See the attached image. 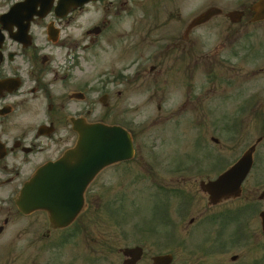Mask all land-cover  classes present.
<instances>
[{
	"label": "flooded vegetation",
	"instance_id": "1",
	"mask_svg": "<svg viewBox=\"0 0 264 264\" xmlns=\"http://www.w3.org/2000/svg\"><path fill=\"white\" fill-rule=\"evenodd\" d=\"M238 67L251 80L239 79ZM251 81L264 84V0H0V264H152L169 252L179 264V246L128 245L113 232L101 239L100 204L91 207L99 191L87 192L86 208L64 226L45 209L21 211L19 191L74 145L79 122H115L126 97L118 87L139 82L159 118L192 119L197 103L225 113L231 102L239 114L253 99L243 96ZM222 83L232 88L222 91ZM212 141L198 163L176 160L170 181L209 180L221 172L211 169L227 167L229 150ZM133 247L140 254L126 257ZM202 247L197 264L244 263L226 259L242 246L216 232Z\"/></svg>",
	"mask_w": 264,
	"mask_h": 264
},
{
	"label": "rangeland",
	"instance_id": "2",
	"mask_svg": "<svg viewBox=\"0 0 264 264\" xmlns=\"http://www.w3.org/2000/svg\"><path fill=\"white\" fill-rule=\"evenodd\" d=\"M106 60L107 57L102 58L100 64L106 63ZM86 62L90 63V61ZM86 62L85 64H87ZM240 66L245 71H248V64L243 65L242 63ZM241 67H238L237 69L242 71L241 73L244 75L246 72L242 70ZM225 69H229V67L226 66ZM199 74H202V72ZM245 76H247V74H245ZM245 76H240L238 78L244 80L249 78V76ZM217 84L219 85V83ZM263 85L264 84L257 88L255 87V84L253 86L251 83V85L246 88L244 93L245 98L246 96L253 97L251 94L253 90H259V92L262 91L260 95L261 98H264ZM221 87L222 91L232 88L229 85H224L223 83L221 84ZM116 89L125 91L123 96L126 97L119 99V103L116 104L117 113L115 117L117 122L131 123L130 127L134 130L137 138V154L134 161L130 165V168L137 171L139 176H152L153 178V175H155L154 169L156 168V165L152 160H150V157H152L153 154L151 153L152 146H154L153 151L155 153H160L162 157H166L169 153V145H176L179 149L185 147L183 145H186L190 147L191 154L198 153L201 141L197 134L200 133V130L207 138H210V136L222 138L221 143L225 144L229 150L227 153L229 161L238 155V153L244 148H242V146H244L247 142L250 144L259 137H262L263 141L258 145L259 153L257 162L255 168L243 185L242 195L234 201H228V203L220 205L216 208H210L206 203V198L203 197L199 190L198 180L184 181L181 183L174 182L176 184H170L178 185L182 189H185L189 196L193 197L191 210H189L188 213L186 212V214H188L187 217L181 216L179 228L175 219L176 215L171 210L172 201L167 206L159 205V210L156 211L154 207L157 204L154 205L151 201L150 194L160 198H164L166 195L161 191H148L144 188L145 186L143 184H138L139 182L136 180L133 181V179H135L133 178L134 174L131 175L130 185L128 178H125L126 187H124V181H121L123 179L120 177L123 175L117 173L124 171V168H121L116 172L113 170H106L101 174V176H99L96 186L99 190L100 200H92L93 205H91V207H97L98 204H102L104 201L108 200L109 197H111L112 193L117 195L119 191L121 193L125 192L126 196L118 199L120 205L123 204V212L125 213H119V215L121 217L123 215L127 216V223L124 229L130 237L128 238L130 240L129 242H152L157 239H161L165 245L164 250H174L177 247L176 242L178 238L180 239L179 242H181V239H190L188 241L206 240V234L209 237L211 236L212 230L208 231V226L204 227V225L201 224L197 226L195 224L190 226L189 221L192 217L195 221V219L203 216L205 213H212L226 209L227 211L224 213L227 214V220H229L239 214L242 208H246L247 212L245 213V216L238 217L237 225L236 222L227 221V226H225L223 230H219L218 234L222 235L224 240L227 239L229 246L236 245L238 243L242 246L240 249L229 248L230 252L228 253L226 259L228 260L230 255H238L241 257L242 261H248L253 258H258L261 254L263 255L264 235L261 233L257 214L264 206V203L258 200L259 195L262 191H264V102L259 107L261 116H258V119L254 117L252 120H250V115L241 114L232 116L231 109L233 104L231 102L225 105L227 108L225 113H223L224 110H222V108H216L214 110L213 118H211V115L207 112L208 109L204 103H197L194 118L191 119L188 118V116H185L179 120L180 122L177 125V119L163 121L158 117V105L144 103L140 92L139 82H136L128 88L118 87ZM127 97H129V99H127ZM253 101L254 100H252V102ZM255 105L256 103L253 102L249 106L251 108ZM166 107L170 109L169 106ZM175 116L177 117L178 114L176 113ZM106 122H108V120ZM146 124H149V126L143 127V125ZM243 131L244 133L239 141L235 143L230 140V135L238 137V135ZM262 156L263 158H261ZM160 167H162V165H160ZM166 177L167 176L160 180L164 183L171 182L166 180ZM102 183L106 187H101L100 184ZM159 203L163 204L162 202ZM104 218L103 216L100 218V226L103 224L101 226V232L107 234L108 230L107 225L104 224ZM182 218L185 219L182 220ZM242 225L244 227L240 230V239H238L235 231ZM143 229L146 230V232H139V230ZM115 236H117L115 239L116 241L122 240L121 238H118V234L116 232ZM194 245L195 243L191 245V249H195ZM177 250H180L179 264H197L198 262L204 263L205 261V256L195 254L196 251L194 250H189V255L184 254V250H181V248H178ZM260 264H264V258L263 262Z\"/></svg>",
	"mask_w": 264,
	"mask_h": 264
},
{
	"label": "water",
	"instance_id": "3",
	"mask_svg": "<svg viewBox=\"0 0 264 264\" xmlns=\"http://www.w3.org/2000/svg\"><path fill=\"white\" fill-rule=\"evenodd\" d=\"M132 156V142L129 134L120 127H109L103 124L84 125L80 132V139L75 149L69 151L63 161L52 166L41 168L34 179L25 186L22 193L38 191L48 192L49 186L56 185L58 192H64L65 187L77 179L75 184L81 186L79 192L86 187L89 181L106 165L129 159ZM250 168V161L242 160L239 165L233 167L220 176L215 182L203 184L202 188L213 196L214 202L230 196H238L240 183ZM64 177L57 182H52L57 176ZM49 177L51 180H49ZM51 181V182H50ZM65 196V195H63ZM59 194L47 199L55 201L57 208L64 207L63 199ZM81 197L79 198V204ZM264 226V213L261 214Z\"/></svg>",
	"mask_w": 264,
	"mask_h": 264
}]
</instances>
